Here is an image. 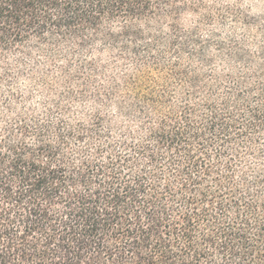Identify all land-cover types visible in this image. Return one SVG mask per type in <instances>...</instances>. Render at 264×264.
Instances as JSON below:
<instances>
[{
    "label": "trees",
    "instance_id": "trees-1",
    "mask_svg": "<svg viewBox=\"0 0 264 264\" xmlns=\"http://www.w3.org/2000/svg\"><path fill=\"white\" fill-rule=\"evenodd\" d=\"M207 1L0 0V264H264V55L216 75Z\"/></svg>",
    "mask_w": 264,
    "mask_h": 264
},
{
    "label": "rangeland",
    "instance_id": "rangeland-1",
    "mask_svg": "<svg viewBox=\"0 0 264 264\" xmlns=\"http://www.w3.org/2000/svg\"><path fill=\"white\" fill-rule=\"evenodd\" d=\"M205 4L214 12H221L229 17V31L222 29L217 22L210 25L219 32L224 52L232 58L228 60L225 55L213 51L211 59L214 60L215 74L226 76L235 70L236 74L241 73L246 78H253L252 84L259 86L261 80L253 75L263 64L261 57L264 55V0H212ZM198 21L200 31L204 33L207 26L199 19ZM237 47L244 49L250 57L248 66L233 57Z\"/></svg>",
    "mask_w": 264,
    "mask_h": 264
}]
</instances>
